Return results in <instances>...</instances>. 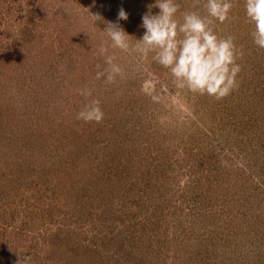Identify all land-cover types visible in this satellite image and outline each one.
<instances>
[{
	"label": "rangeland",
	"instance_id": "374dc122",
	"mask_svg": "<svg viewBox=\"0 0 264 264\" xmlns=\"http://www.w3.org/2000/svg\"><path fill=\"white\" fill-rule=\"evenodd\" d=\"M232 2L242 71L216 100L152 54L109 48L125 78H95L106 21L134 44L156 0H0V264H264V49ZM93 99L103 122L77 120Z\"/></svg>",
	"mask_w": 264,
	"mask_h": 264
},
{
	"label": "clouds",
	"instance_id": "9594fccd",
	"mask_svg": "<svg viewBox=\"0 0 264 264\" xmlns=\"http://www.w3.org/2000/svg\"><path fill=\"white\" fill-rule=\"evenodd\" d=\"M200 5L195 0L194 7ZM205 14L199 10L185 11L180 14V4L176 0H156L149 5V12L142 17V27L146 29L140 39L131 42L130 36L118 23L106 21L104 33L110 44L102 41L98 54L104 58L107 67L101 70L97 64L96 79L105 78V83L113 84L117 77L125 78L124 69L116 63V57L109 54V48L123 52L135 53L141 60L152 54V60L168 70L172 85L181 91L193 94L208 95L221 100L231 95L238 86V74L242 67L238 60L243 58L242 46L238 47L235 38L217 34L215 22L225 23L230 18L234 7L232 0H206L203 3ZM158 7V14L151 9ZM247 21L254 25L251 33L254 43L264 49V0H245ZM95 23L102 19L99 14L93 15ZM128 14L120 9L118 20H127ZM155 77L150 76L141 86V90L151 95L157 84ZM77 94L91 97L92 90L84 87L77 89ZM154 100L158 99L152 96ZM101 101L93 99L77 113L76 119L85 123H102L105 114ZM31 257L25 256L18 264H29Z\"/></svg>",
	"mask_w": 264,
	"mask_h": 264
}]
</instances>
